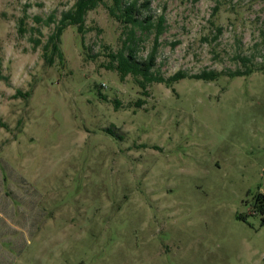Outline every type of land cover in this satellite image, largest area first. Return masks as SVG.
<instances>
[{
  "label": "rangeland",
  "instance_id": "rangeland-1",
  "mask_svg": "<svg viewBox=\"0 0 264 264\" xmlns=\"http://www.w3.org/2000/svg\"><path fill=\"white\" fill-rule=\"evenodd\" d=\"M75 2L0 0V264H264V0H105L49 65ZM125 42L188 77L122 81Z\"/></svg>",
  "mask_w": 264,
  "mask_h": 264
},
{
  "label": "trees",
  "instance_id": "trees-1",
  "mask_svg": "<svg viewBox=\"0 0 264 264\" xmlns=\"http://www.w3.org/2000/svg\"><path fill=\"white\" fill-rule=\"evenodd\" d=\"M105 0H76L73 7L64 12L59 21L56 22L55 16L51 15L46 21H44L45 26H50L56 23L54 32L49 36L47 43L44 46L46 62L49 65H53L55 58L59 57L60 60L63 59V54L60 48V39L64 30L69 26H76L79 33L85 31V21L88 12L95 10L98 6L104 3ZM115 4L109 7L110 14L115 17L118 21L130 25L133 28H145L152 27L153 23L148 20H140L138 17L139 9L136 2H128L123 4V0H114ZM148 7V0H147ZM37 23L43 22L39 17L35 18ZM164 17H161L156 25L157 36H159L163 31ZM24 25V20H20V30L24 31L22 26ZM51 47L50 54L48 50ZM128 50V51H127ZM134 49L125 42V48L116 53L111 54V62L109 64V69L116 70L123 81L127 76L131 75L137 79L142 88H146L148 84L151 83H163L167 87H171L173 83L178 82L188 76L182 72L164 78L162 76H157L152 71L156 63V54L153 51L146 59L139 61L134 54ZM116 63V64H114ZM252 69H247L245 71H236L230 74L231 77H242L251 75ZM221 74L217 72H204L202 74H197L189 76L191 79L204 80V81H215ZM0 79H2L0 74ZM27 96L29 95L26 94ZM257 208L261 213H264V195L260 194L257 198ZM242 218V217H240Z\"/></svg>",
  "mask_w": 264,
  "mask_h": 264
}]
</instances>
